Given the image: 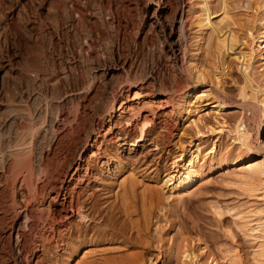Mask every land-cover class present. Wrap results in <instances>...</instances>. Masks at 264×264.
<instances>
[{"label": "rangeland", "instance_id": "1", "mask_svg": "<svg viewBox=\"0 0 264 264\" xmlns=\"http://www.w3.org/2000/svg\"><path fill=\"white\" fill-rule=\"evenodd\" d=\"M261 2L209 1L217 21L228 10L224 32L233 30L239 41L237 50L225 52L210 30H198L203 0H163L161 6L157 0H0V254L7 264H264L260 241L240 218L248 210L264 214V177L248 171L264 158V131L257 137L264 123ZM242 52L252 57L249 63ZM95 85L101 92L105 86L99 109L118 92L115 109L108 115V107L92 110L84 126L94 130L86 134L82 126L75 142L60 147L59 157L67 160L58 181L61 199L54 191L34 198L29 192L43 176L27 181L18 166L7 174L3 165L28 157L36 165V158L47 157L57 136L74 127L76 105ZM196 87L217 90L226 109L193 98L185 115L186 94ZM145 116L147 135L137 141L141 129L134 125ZM242 118L252 130L250 149L237 140ZM199 142L198 181L172 193L165 180ZM67 188L114 217L106 221L97 212V233L71 238L61 205ZM25 203L36 208L32 229ZM52 211L59 216L55 224ZM20 214L22 222L13 225ZM82 222L72 219L84 230ZM18 232L27 234L26 249Z\"/></svg>", "mask_w": 264, "mask_h": 264}, {"label": "bare ground", "instance_id": "2", "mask_svg": "<svg viewBox=\"0 0 264 264\" xmlns=\"http://www.w3.org/2000/svg\"><path fill=\"white\" fill-rule=\"evenodd\" d=\"M209 1L210 0H203V3L201 4V7H200V14H198L197 17H196V25L198 27V30L201 33L203 31L205 32L206 30H210L213 36L211 34L210 35L214 38L215 47L217 49L223 50L225 52L237 50L238 47H236V46L238 45L239 41L237 39L236 32H233V30H231V29L229 30V33H228V31L224 32V28H225V25H226V21H228L227 19L229 17V16H227L228 10H226L224 8V10H223V12L221 14L222 17L217 21V20H215L216 15H215V12L211 9L210 4H209ZM261 3L264 4V0H262ZM157 4L161 6L163 4V0H157ZM141 8L143 10L144 15H146L147 14V11H148V3H143L141 5ZM178 17H179V14H178ZM182 26H183V22H182ZM253 29L250 28L248 30V37H250L251 39H254L255 38L254 37V33H253ZM259 37H260V41L257 44V47H258V49L259 48L263 49L264 48V28H262L259 31ZM251 52L252 53L254 52L253 48L251 49ZM242 53H243V56H244V61H246V63H249L251 61V58L252 57L248 53H246V52H242ZM263 59H264V53H263ZM86 72H88V71H86ZM107 73L108 72L106 70H104L101 73V75H106ZM204 73L205 72H202V70L199 71V73H198L199 74V77L200 78H203ZM105 84H107V83L105 82ZM95 86L97 88L92 89L90 92L88 90L89 93L86 92V95H84L82 97L80 103H79V101H77L79 103V105H76L78 107L75 109L76 111L73 112V115H75L74 118H73L74 120L71 118L75 122L74 127H72V123H69V125L72 127L69 131L67 130L66 133H64V134L62 133L60 136H57L59 134H56V136L58 138L53 143V145L50 146V147H52L51 148V151L48 150L50 152L48 154H50L51 157L47 154V157L44 156V155H42V157L36 158L37 159L36 163H38L36 165L33 162V158L34 157L33 158L31 157L30 159L28 157V159H25V160H24V158H22L23 160H21V159L19 161L18 160L17 161L15 160L14 163L13 162L12 163H7V164L5 163L3 165V170L7 174L10 173V172H12V170H14V168L12 169L13 165H16V167L18 166L19 167V170L18 171L21 172V173H25L26 174L27 181H33V179L36 178V175H38V174H40V176L41 175L43 176V179L44 180L42 181V184L40 186L38 185L39 187L37 186L36 188H32L34 192H32V191L29 192V194L31 193V195L33 193L34 198H38V196L43 197L46 194L50 193L49 191H54L55 194H56L54 196V198L56 200L61 199V195H62V192H63L64 187H63V184L62 183L59 186L58 181L61 179L60 176L63 173L61 171V169H63V171L65 172L64 168H61V167H65V166H63V164L67 160L66 161L64 160L65 156H64V158H63V156L62 157H59V149H61L60 147H66V146H68L74 140L76 141L80 137L79 135L81 133L82 126H84L87 122H89V120H91V111L92 110H95V109L98 110L99 107H101L98 104H96V102H97V100L99 101V99H101L99 97L102 96V92H103V89H105V86L102 89V92L99 90L100 89V86L99 85H95ZM117 90H119V89L117 88ZM216 91H214V92H216ZM243 91H244V89H242L241 94L244 97H246L247 94L245 92H243ZM214 92L211 90V88H202L201 90H198L197 87H196L195 89L189 90V92L186 94V98L188 100V106H187V108H185V115H189L191 113V111L193 110V107H194V103H193V100H192L193 98H196V99H199V100H203V99L204 100H207L206 104L212 105V108L215 109V110H218V111L225 110L226 109V104H224V103L220 102L218 99H216L215 96H214V94H215ZM258 92H259V90L255 91V93H253V95L251 97L252 99L255 100V102L257 100V93ZM71 93H73L72 90H71ZM113 93H114V91H113ZM117 93H115V94L112 95L113 97H111V98L113 99V101H112L111 105L109 104L110 106H107L108 108L106 106L103 107V109L100 108L103 111H104V108H107L106 109V112H105L107 115L110 114L109 113L110 111H112L113 109H115L114 108V102H115ZM104 94H106V93H104ZM120 94H122V92ZM103 97H106V96L103 95ZM103 99H101V101ZM262 103H263V106H264V98L262 100ZM100 105H101V102H100ZM118 109H120V107ZM97 110H95V111H97ZM97 113H98V115L101 114L99 112H97ZM102 115H104V113ZM262 117L264 119V113H263V116ZM102 118H103V116H102ZM68 119H69V122L72 121V120L70 121V118H68ZM149 122H150L149 118H147V116H145V118H144V120L142 122H138V123H136L134 125L135 127L139 126L140 129H141V130L139 129L140 130V136H139L140 138L137 139V141L138 140L145 139V137L147 135V124ZM94 123L96 124L98 122H94ZM87 126L88 125H86V127ZM86 127L84 126L85 133L86 134H88V133L90 134V132H92L94 130V129L92 130V128L91 129L88 128V130H92V131H90V132L89 131H86L87 130ZM89 127H90V125H89ZM250 128H251L250 125H248L247 122L242 118L237 123L236 129H235L236 130V134H237V140L239 141V143L241 144V146H243L244 148H248V149H250V147L252 146L251 145L252 143H250V140H249L250 134H251V131H252ZM263 128H264V123H263L262 127L258 131V136H257L258 139L262 135V131H264ZM68 129H69V127H68ZM83 129H82V131H84ZM88 136L90 137V135H88ZM85 137H87V136H85ZM50 143H52V141ZM201 145H202V142H199L196 145L195 149L190 152L191 153V158L190 159H187L184 162V156L183 157L181 156L178 160H182V162H180L178 164L175 163V166L174 167H176L177 173L168 176L167 179L164 182L165 185H170L171 186L170 187V190H171L172 193L181 192L180 190H183V189H186L189 186H192L191 184H193L198 179L200 173H199L198 169L196 168V165H197V161H198V159L200 158V155H201V151H200ZM41 149H43V148H41ZM71 162L73 163V161H71ZM3 163L4 162H2V164ZM253 165H255V164H252L251 163L250 165H248V171L250 173H252V176H254V177H264V158H263V160L260 163H257L256 166H253ZM66 168H67L66 170H68V166ZM77 169H78V167H77ZM13 174H15V173H13ZM4 176H6V175H4ZM1 178H3V175H1ZM41 179H42V177H41ZM131 186H132V184H131ZM68 188H67V190L65 189L66 190V193L63 194L64 195L63 196V201L61 203L62 210L65 212L64 215L62 214V216L64 217L63 226H66V229H68L71 238H74L75 236L77 238H83V237H81L83 235L82 233H86V235H89L91 230L96 234L97 233V230L95 228L96 225H93V222L96 219V216L95 215L98 212V215L99 216L100 215L102 216V213H103V212H101L100 208L97 207L96 200H95L94 203H92L89 200H88L89 202H86V200H82V199H81L82 200L81 201L80 200V197H79L80 194L77 195L73 190L68 189ZM129 188H131V187H129ZM6 190H7L6 188H3V190H2L3 193H6ZM68 197H69V199H68ZM91 198H93V197H91ZM31 200L33 201V199H31ZM33 205H31V203L30 204H26V206H24L25 209L23 208L24 209L23 212L26 215L25 218L29 220V224H28V226H29L28 228L29 229L30 228L32 229V228H34L37 225V223H36V221H37L36 220V214L37 213H36V208H34ZM123 206H126V204L123 205ZM127 206H129V205L127 204ZM128 208L127 207H126V209L123 208L124 210H122V212L124 211L126 214H128L129 213V209ZM6 209H8V208L6 207ZM4 213H6V210H5ZM50 214L52 216V220H51L53 222L52 224H55L56 221H57V216H58L57 214L58 213L56 211H52V213H50ZM74 216H77V217H79L81 219V221L82 220L84 221V223L82 222L83 223V226H84V230H82L83 228L82 229L78 228V226H76V225L74 226V224L72 223V219L74 218ZM107 216L110 219L114 217L111 213L107 214L106 217L105 216H102V217H103L104 220L109 221V219L107 218ZM253 216H255V217L253 218ZM21 218H22V214H20L13 221V225H16L19 222H22L21 221ZM240 218L243 219V220H247V222L250 224L249 226L251 227V229L253 231V234L255 235V239L260 241V244H259V254L261 256H264V214H261L260 215V213H258V212H253L251 210H248L247 212L241 213V217ZM61 221H63V220H61ZM61 221H60V223H61ZM108 223H110V222H108ZM53 229L56 230V228H53ZM54 233H56V232H54ZM18 234L20 235V238H21V241H22V242L20 241L21 242V250L24 249V248L26 249V243H27V240H28V239H26L27 234L24 233V232L23 233L18 232ZM53 236H55V234ZM58 238H59V236H58ZM60 242L63 243L65 241L63 240V238H61V241ZM82 243H84V240L78 242V244H81V245H82ZM66 247L67 246L65 244L63 248L66 249ZM79 247H80V245H79ZM75 251H77V250H75ZM184 255H185V257H187L186 252H184ZM7 259L8 258L6 257L5 254H0V264H7Z\"/></svg>", "mask_w": 264, "mask_h": 264}]
</instances>
